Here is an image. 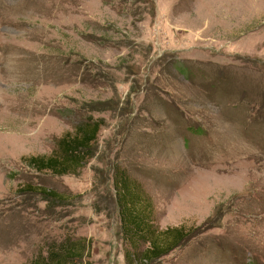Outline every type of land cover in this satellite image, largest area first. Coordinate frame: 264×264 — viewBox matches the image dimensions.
Here are the masks:
<instances>
[{"label": "rangeland", "instance_id": "1", "mask_svg": "<svg viewBox=\"0 0 264 264\" xmlns=\"http://www.w3.org/2000/svg\"><path fill=\"white\" fill-rule=\"evenodd\" d=\"M88 121L76 170L29 166ZM120 172L191 231L151 264H264V0H0V264H126Z\"/></svg>", "mask_w": 264, "mask_h": 264}, {"label": "trees", "instance_id": "2", "mask_svg": "<svg viewBox=\"0 0 264 264\" xmlns=\"http://www.w3.org/2000/svg\"><path fill=\"white\" fill-rule=\"evenodd\" d=\"M99 127L97 122L91 121L79 125L73 135L65 134L58 140L57 153L46 157H31L28 161L29 166L38 171L48 170L55 175H64L76 170L83 163L84 157L89 155ZM136 184L123 172L116 175L114 180L121 232L130 245V251L126 252L124 258L126 264L136 263V260L144 261L143 264H151L185 243L191 231L183 227L158 230L152 221V203L149 199H143L141 188ZM41 192L49 200H59L52 191ZM146 244L147 247L140 251L141 245ZM83 250V246L78 250L75 243H69L65 247L59 245L55 252L47 256L48 258H40L38 259L40 262L29 264H63L80 257Z\"/></svg>", "mask_w": 264, "mask_h": 264}]
</instances>
